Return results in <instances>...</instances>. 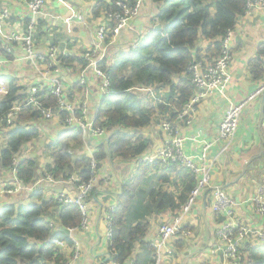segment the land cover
Segmentation results:
<instances>
[{"label": "crops", "instance_id": "1", "mask_svg": "<svg viewBox=\"0 0 264 264\" xmlns=\"http://www.w3.org/2000/svg\"><path fill=\"white\" fill-rule=\"evenodd\" d=\"M141 1L140 14L111 41L107 49L105 60L110 64L117 60L119 54L128 52L131 47L134 48V45L140 43L144 36L158 25L153 23L159 12L158 7L150 0ZM100 2L111 3L112 0H46L44 12L38 21V36L36 38L34 36L35 53L46 57L51 49H58L60 54L64 53V57L86 60L83 55L92 48L97 31L102 25L110 26L105 12L101 11L97 16L94 14ZM3 8L10 10L6 30L20 35L25 34L27 9L23 0H0V11ZM2 43L0 39V60L6 61L0 71V91L4 90L0 92L1 95L6 92L7 85L11 81L25 91L45 77V63L41 61L32 63L26 60L19 44L9 45L12 54L7 56ZM210 45L211 43L204 41L199 43L203 51ZM230 47L232 52L230 81L224 95L215 92L203 99L195 112L188 115L186 121L178 123L180 127L182 126L185 150L189 155H195L200 151L201 143L195 137L198 130L203 129L204 137L213 143L210 158L217 160L212 173V184L220 187L234 199V214L238 223L259 228L264 225V216L258 215L250 201L264 182V94L254 99L244 109L235 141L227 151L221 153L224 143L218 138L220 123L229 107L243 102L264 83V67L261 77L254 75L250 67L253 60L260 58L261 48L264 47V9L261 6L253 7L250 13L239 19L232 30ZM261 60L264 62V57ZM60 69L59 76L65 86L66 98L74 103L86 102L89 116H94L98 112L100 99L103 96L101 81L95 70L89 69L87 72L89 93L85 96L79 86V74L83 68L76 63L67 71L61 66ZM161 121L139 131L150 142V146L142 155L152 154L163 146L166 135L161 130ZM36 126L40 129L41 136L22 149V152L27 153L23 159L37 158L38 153L35 152V148L38 149V143L43 140V142L54 140L66 129L55 114L50 121L36 122ZM8 139L9 133L0 123V149L6 146ZM99 141L96 137H90L89 143L84 144L82 149L77 151L78 156L87 153L91 157ZM138 160V158L107 159L102 163L94 182V190L100 195L87 199V222L85 226L73 230L70 235L72 240H75L74 251L71 253V250L62 247L70 259L74 252L78 251L79 258L75 264H116L110 257L108 213L109 210L117 207L122 186L136 175L141 165ZM50 163L51 160L47 158L41 164L35 181L44 177L45 167ZM180 171L179 168L173 171L161 167L152 168L143 187L144 194H140L135 200L133 213L137 216L144 214L143 206L150 204L154 190H162L178 198L184 189V180ZM4 176L0 178V185L3 182L7 183V173ZM38 190H42L46 199L56 198L62 193L71 197L77 195L76 188L66 183L57 185L43 183ZM30 196L31 194L28 193L15 196L0 195V208L13 202L28 206L31 204ZM180 211L181 209L147 215L148 231L143 240L135 243L130 262L155 263L154 244L158 229L164 223H171ZM224 218V215L214 213L212 197L210 193L204 192L184 220V227L192 232L191 237L173 238L160 264H222V255H213L211 251L219 244L218 231ZM52 223H54L53 219ZM55 225L57 226V223ZM248 245L251 244L243 245L240 251H245ZM227 264L232 263L228 261Z\"/></svg>", "mask_w": 264, "mask_h": 264}, {"label": "trees", "instance_id": "2", "mask_svg": "<svg viewBox=\"0 0 264 264\" xmlns=\"http://www.w3.org/2000/svg\"><path fill=\"white\" fill-rule=\"evenodd\" d=\"M116 2H100L94 14L97 16L101 11L121 13L122 9ZM135 2L128 0L130 4ZM150 2L159 10L153 23L162 24V30L151 29L136 48L131 47L128 52L119 54L111 64L107 60L99 64L100 70L109 76L111 86L100 99L94 127L104 131V137L92 156L77 154L84 145V136L78 127H65L60 135L47 142L45 150L51 163L45 167V173L55 181H67L76 175L80 180L75 183L78 186L93 179L107 159L132 160L144 154L150 142L139 131L159 124L161 120L175 119L183 110L194 93L190 65L215 59L221 54L222 40L234 30L239 19L250 12L252 0ZM202 41L211 43L205 51L199 47ZM262 57L264 47L260 58L250 63L253 74L258 77L263 75ZM60 62L65 71L76 63L82 68L87 64L81 58L70 56L61 57ZM22 91L14 82L8 83L6 92L0 94V117L6 116L15 104L25 99L26 94ZM38 99L43 109L54 108L57 112V99L46 88L41 90ZM66 116V113H60L61 121ZM44 121L41 111L29 107L19 113L14 127L3 126L9 131V139L0 149L1 168L8 169L26 145L40 138L41 131L36 122ZM40 166L37 158L24 159L18 169L21 183L28 185L34 182ZM159 167L158 164H141L136 175L122 186L117 207L109 210V250L116 264L130 262L135 243L143 240L148 231L147 215L180 210L196 186L195 179L181 168L184 180L182 194L177 198L162 190H154L150 204L143 206L144 214L137 216L132 211L135 200L144 194L143 187L152 168ZM176 168L178 166L171 169ZM98 195L94 190L88 198ZM29 198L31 204L28 206L13 202L0 208V264L68 262L70 256L62 247L72 253L75 243L72 236L61 232L58 227L79 229L84 220L82 209L75 204L62 205L56 198L46 199L42 190L35 191ZM242 258V264H264V244L248 245Z\"/></svg>", "mask_w": 264, "mask_h": 264}, {"label": "built area", "instance_id": "3", "mask_svg": "<svg viewBox=\"0 0 264 264\" xmlns=\"http://www.w3.org/2000/svg\"><path fill=\"white\" fill-rule=\"evenodd\" d=\"M114 1V0H112ZM118 7L122 9L121 13L106 14V19L110 22V26L102 25L97 31L95 42L83 58L86 60V66L80 71L79 86L82 93L87 96L89 69L95 70V74L101 81L103 96L109 92L111 80L109 76L100 70L99 64L107 58V49L112 40L117 38L128 24L136 18L142 7V1L136 0L134 4L128 3V0H116ZM27 9L26 32L23 35L6 30V23L10 18V10L3 8L0 11V39L4 45V51L8 55L12 54V48L9 45H21L25 59L36 63L41 61L46 64L45 77L41 78L39 83L34 84L28 90L22 93L26 94L25 99L15 104L6 116L0 117V123L3 126L14 127L15 119L22 110L29 107L36 108L41 111L44 120L50 121L53 115H58L61 120L60 113H66L68 116L61 121L64 127H78L84 136V144L89 143L90 137H96L99 140L104 137V131L95 129L96 114L89 116L86 102L74 103L66 98L65 86L60 78V58L64 53L60 54L59 50L51 49L46 57L39 56L34 50V36L38 26V21L44 12L46 0H23ZM261 6L264 9V0H252L249 8ZM250 10V11H251ZM250 13V12H248ZM247 13V14H248ZM232 31H229L221 43V54L212 60L197 61L190 65L189 72L192 74V84L194 93L190 101L184 106L183 110L178 113L175 119L164 120L160 126L162 132L166 135L164 144L154 153L149 155H141L138 157L140 164L153 166L158 164L161 168L171 169L174 166L186 169L195 179L196 186L192 190L188 201L182 206L180 214L177 215L171 223H164L158 229L157 240L154 244L156 259L154 264H160L166 253L169 242L175 237H191L192 232L184 227L186 215L191 211L197 199L204 193H210L212 197V209L216 215H224V221L218 231L219 244L212 249L213 255L220 254L223 258L222 264L231 261L232 264H242L243 258L240 249L243 245L250 243L252 246L264 244V225L254 228L250 225L238 223L235 219L234 208L235 201L230 198L220 187L212 184V173L216 164V159L210 158V150L213 145L203 135V129L200 128L196 135V139L201 143L200 151L195 155L187 154L185 150V139L181 133L179 123L186 121L188 115L195 112L200 102L212 95L219 93L224 95L230 81V65L232 62V52L230 47ZM110 41V42H109ZM139 43L134 45V48ZM6 61L0 60V71ZM264 67V63H263ZM43 88L57 99V112L54 108L43 109L39 102L38 96ZM0 92H4L1 90ZM264 94V83L251 96L243 102L233 104L229 107L225 117L219 126V138L224 143V149L221 153L227 151L234 143L240 119L246 106L257 97ZM155 98V97H154ZM157 99V98H156ZM99 110V109H98ZM179 122V123H178ZM190 121H188L189 123ZM264 128V122H263ZM84 146V145H83ZM24 159L21 155L15 158L8 169L0 167V178H4L7 173V183L0 185V195L15 196L20 193L32 194L37 191L43 183L53 185L70 184L76 188L77 195L71 197L64 193L58 195L56 200L62 205L75 204L80 206L84 214V220L80 227L85 226L87 222L86 200L94 191L95 177L87 183L79 184V178L74 175L67 181H55L52 176L44 173V177L32 184L23 185L18 178V169ZM95 164L92 165V170ZM250 203L255 208L258 215L264 216V182L259 187L257 194L251 199ZM73 229H70L72 233ZM249 241V242H248ZM75 243V240H73ZM77 245V243H76ZM79 258L78 251L74 252L72 258L63 264H75ZM128 264H135L133 261Z\"/></svg>", "mask_w": 264, "mask_h": 264}, {"label": "rangeland", "instance_id": "4", "mask_svg": "<svg viewBox=\"0 0 264 264\" xmlns=\"http://www.w3.org/2000/svg\"><path fill=\"white\" fill-rule=\"evenodd\" d=\"M38 27V26H37ZM36 31H37V29H36ZM38 36V31H37V33H35V38ZM23 92V91H22ZM6 131L7 132H9L8 131V129H6ZM44 141V140H43ZM39 142L38 143V149L37 148H35L36 149V151L35 152H37L38 153V157L37 158H39V162H40V165L41 164H43L44 163V161L45 160H47V158H49V155H48V153L46 152V150H45V148H46V145L48 144L46 141L45 142ZM39 149H41L40 151H39ZM39 151V152H38ZM27 153L25 152V151H23L22 153H21V157L23 158V156H25ZM36 158V157H35ZM50 159V158H49ZM43 161V162H42ZM86 207H88V201H86ZM86 216H87V218H88V210H87V214H86Z\"/></svg>", "mask_w": 264, "mask_h": 264}, {"label": "water", "instance_id": "5", "mask_svg": "<svg viewBox=\"0 0 264 264\" xmlns=\"http://www.w3.org/2000/svg\"><path fill=\"white\" fill-rule=\"evenodd\" d=\"M154 29H155V30H158V31L162 30V24H158V25H156ZM58 229H59L61 232H64L65 234H67V235H71L70 229H65V228H63L62 226H59Z\"/></svg>", "mask_w": 264, "mask_h": 264}]
</instances>
